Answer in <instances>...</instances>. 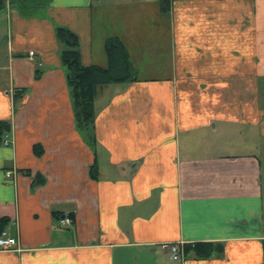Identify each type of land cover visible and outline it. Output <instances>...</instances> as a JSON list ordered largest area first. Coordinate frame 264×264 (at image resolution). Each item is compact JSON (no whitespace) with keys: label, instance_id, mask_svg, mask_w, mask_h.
<instances>
[{"label":"crops","instance_id":"1","mask_svg":"<svg viewBox=\"0 0 264 264\" xmlns=\"http://www.w3.org/2000/svg\"><path fill=\"white\" fill-rule=\"evenodd\" d=\"M60 25L84 65L107 68L117 37L136 72L98 86L96 149L77 128ZM0 120L12 124L0 217L19 240L0 264H264V0H52L33 16L8 5ZM199 241L224 243L223 256L162 248Z\"/></svg>","mask_w":264,"mask_h":264},{"label":"trees","instance_id":"2","mask_svg":"<svg viewBox=\"0 0 264 264\" xmlns=\"http://www.w3.org/2000/svg\"><path fill=\"white\" fill-rule=\"evenodd\" d=\"M51 2L52 0H0V9L6 8L8 5H15L21 15L33 16L37 9L46 7ZM56 36L63 45L61 60L67 72V84L72 95L77 128L84 135L86 142L96 149L98 145L94 130L97 113L96 90L100 85L133 81L136 78L134 66L126 46L117 37H110L106 41L109 66L103 68L99 65H84L82 63L79 38L67 26L60 25L57 28ZM14 98L16 102L20 98V94L16 92ZM11 131V122L0 120V145H2L6 134H11ZM34 152L37 156H41L44 152L43 145L36 144ZM90 174L96 179L99 178L96 164L91 167ZM33 180V186L43 185L46 182L45 177L40 173H37ZM55 216L63 215L56 213ZM8 223L7 217H0V233ZM224 250V243L212 241H199L184 246L186 257L192 252L198 259L211 258L213 255L223 256Z\"/></svg>","mask_w":264,"mask_h":264},{"label":"built area","instance_id":"3","mask_svg":"<svg viewBox=\"0 0 264 264\" xmlns=\"http://www.w3.org/2000/svg\"><path fill=\"white\" fill-rule=\"evenodd\" d=\"M29 56L31 58H34L36 56L35 51H30ZM12 144V139H11V134H6V137L4 138L2 145L4 146H10ZM16 172L14 170H8L6 172V178H11ZM60 225L61 226H68L72 224L73 218L68 215V216H61L59 217ZM19 246V240L17 239L16 236H13L9 234L7 231H2L0 233V249L1 250H7L10 251L11 249L18 248ZM162 248L169 250V254L171 259L174 261L176 260H184L186 258L185 253H184V245L179 244V243H173V244H168L164 243L162 244Z\"/></svg>","mask_w":264,"mask_h":264}]
</instances>
